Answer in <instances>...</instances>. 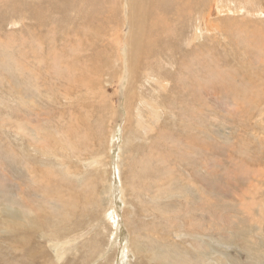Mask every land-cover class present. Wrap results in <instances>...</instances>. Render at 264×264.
Wrapping results in <instances>:
<instances>
[{
  "label": "rangeland",
  "instance_id": "1",
  "mask_svg": "<svg viewBox=\"0 0 264 264\" xmlns=\"http://www.w3.org/2000/svg\"><path fill=\"white\" fill-rule=\"evenodd\" d=\"M127 1L0 0V264H264V0Z\"/></svg>",
  "mask_w": 264,
  "mask_h": 264
},
{
  "label": "bare ground",
  "instance_id": "2",
  "mask_svg": "<svg viewBox=\"0 0 264 264\" xmlns=\"http://www.w3.org/2000/svg\"><path fill=\"white\" fill-rule=\"evenodd\" d=\"M12 1V0H11ZM157 0H152V1H149V0H130V1H127L126 5H125V9H128V13L126 12L125 14L127 15H130V19H132V23L133 25L135 24H141V19L138 18L137 16L139 15V12H142V13H148V12H153L154 8H155V2ZM124 7V5H123ZM124 9V10H125ZM149 9V10H148ZM34 13V12H33ZM146 13V14H147ZM43 14V13H42ZM41 14V15H42ZM151 15V14H150ZM129 18V17H128ZM117 32V31H116ZM139 41V40H138ZM122 44V43H121ZM143 51H146L148 54L152 52V50H150L149 48H147L146 46H143V44L141 42H136L134 44V47L136 48V54H140L141 52V48ZM132 50V49H131ZM133 51V50H132ZM132 55V54H131ZM133 57V56H132ZM133 60H134V57H133ZM135 62V61H134ZM127 64V63H126ZM212 68V67H211ZM205 69V68H204ZM203 70V69H202ZM213 70V69H212ZM239 72V70H238ZM204 80V79H203ZM214 81V80H213ZM179 83V82H178ZM217 83V82H216ZM238 99V98H237ZM46 150V149H45ZM87 186V185H85ZM28 214H31V212H27V215ZM139 247V246H138ZM68 248V247H67ZM62 252V251H61ZM189 255V254H188Z\"/></svg>",
  "mask_w": 264,
  "mask_h": 264
}]
</instances>
